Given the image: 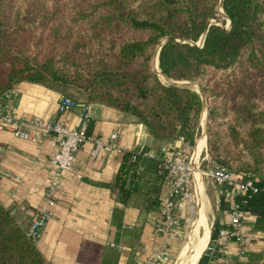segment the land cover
Returning <instances> with one entry per match:
<instances>
[{
    "label": "trees",
    "instance_id": "trees-1",
    "mask_svg": "<svg viewBox=\"0 0 264 264\" xmlns=\"http://www.w3.org/2000/svg\"><path fill=\"white\" fill-rule=\"evenodd\" d=\"M220 1L0 0V98L19 83H39L129 113L162 144L182 140L194 146L201 95L161 83L154 69L159 49L161 72L178 81H199L208 98L204 169L224 168L234 180L263 187L264 0H223L229 30L211 24L220 18ZM204 34L200 46L177 41L197 42ZM133 155L124 154L116 175L121 198L132 193L139 165L166 184L162 161L138 157L134 163ZM234 203L242 220L249 212L264 229V193L243 192ZM28 229L0 202V264H50Z\"/></svg>",
    "mask_w": 264,
    "mask_h": 264
},
{
    "label": "crops",
    "instance_id": "crops-1",
    "mask_svg": "<svg viewBox=\"0 0 264 264\" xmlns=\"http://www.w3.org/2000/svg\"><path fill=\"white\" fill-rule=\"evenodd\" d=\"M13 90L8 101L0 105L12 106L20 121L57 117L60 93L33 82L19 83ZM90 112L89 134L106 138L118 132L117 144L126 153L142 148L158 160L163 158L162 145L176 149L185 145L182 140L162 144L137 118L115 107L97 102L90 104ZM64 123L67 127H77L80 120L75 113H70L64 117ZM57 149L52 136L31 142L18 138L10 130L0 129V169L3 171L0 202L19 221L30 223L40 208L55 178L57 169L51 159ZM92 149V143L81 147L73 169L66 173L55 193L53 218L37 243L43 257L50 264H146L152 251L165 246L174 257L182 239L183 223L178 229V239L155 232L166 184H159L156 173L139 165L134 189L128 197L122 195L123 199L115 187V179L125 153H100L93 157ZM200 155L204 156V150ZM204 180L202 177L203 187ZM227 186L220 185L216 191L210 237L196 264L207 250L202 264H264V229L257 226L256 218L249 212L243 214L242 239L231 240L216 251L208 249L216 244L211 240L215 222H219L220 230L231 224V209L239 194ZM221 197H224V207H221Z\"/></svg>",
    "mask_w": 264,
    "mask_h": 264
},
{
    "label": "built area",
    "instance_id": "built-area-1",
    "mask_svg": "<svg viewBox=\"0 0 264 264\" xmlns=\"http://www.w3.org/2000/svg\"><path fill=\"white\" fill-rule=\"evenodd\" d=\"M13 92L14 90L4 94L0 98V103L8 101ZM70 113H75L79 118L80 123L77 127H67L65 125L64 117ZM90 122V104L75 100L64 94H60L58 97L57 117L50 120L20 121L12 106L4 108L0 105V129L10 130L18 138L31 142L38 141L41 137L52 136L58 145V149L51 159L57 169L55 178L40 208L32 215L29 223L27 235L37 243L53 218V207L56 204L55 193L60 188L66 173L73 169L76 156L81 147L86 143H92L93 157L98 156L100 153L106 155L126 153L117 144L118 132H113L106 138L93 137L89 134ZM190 149L191 147L186 144L180 149L166 145L160 147L163 158L158 160L163 162L167 175L166 191L162 198L159 220L155 224V232L169 238H179L178 229L185 219L186 209L195 200L196 171H199L201 176L211 178L219 185H231L238 194L243 192L264 193V186L258 187L252 180H234L227 169L200 170L199 157L195 158L194 153L189 155ZM132 152L134 154L132 162L134 163L138 161V157H155V155H151L142 148ZM6 173L12 175V172ZM0 174H3L1 169ZM241 224L242 212L240 206L234 204L231 209V224L219 231L215 240L216 244L209 246L208 249L216 251V249L218 250L219 247L226 245L231 240L242 239ZM171 260L172 254L166 250L165 246L152 251L146 259V264H169Z\"/></svg>",
    "mask_w": 264,
    "mask_h": 264
},
{
    "label": "rangeland",
    "instance_id": "rangeland-1",
    "mask_svg": "<svg viewBox=\"0 0 264 264\" xmlns=\"http://www.w3.org/2000/svg\"><path fill=\"white\" fill-rule=\"evenodd\" d=\"M220 3H221V1H220ZM220 3L218 5V9H217V11H218L217 16H219L220 18L219 19H216V18L213 19L211 21V24L220 25L224 29L229 30L231 28L232 23H231V20L226 15V13L224 12L223 6L221 7ZM205 36H206V34H204L199 39V41H197V42L182 41V40H177V41H179V42H190L191 44L194 43V44L200 46V45H203L202 43L205 40ZM157 54H159V49L157 50V53H156V58H155V61H154V69L156 70L161 83H163L164 85H170V84L175 85L172 82H170V80H167V79H165L164 77L161 76V74H163V73L161 72L160 67H159V55H157ZM170 79L175 81L177 83L176 84L177 86L192 89L194 91H197L201 95L202 106H201V109H200V113L198 115H195L194 119H193V127H194V129H195V126H196V131H195V136H194V138H195L194 146H190L188 144H186V145L191 147L189 155H192L193 153L195 154L194 150H195L196 144L198 143V141H201L202 137L206 134L205 135L206 136V147L204 148V156H201V155L198 156L199 157L198 159H199V164H200V170H205L204 167H203L204 166L203 164L209 157V153H208V148H209L208 147V128L205 131L206 124L205 125L202 124V119H203L205 110H206V113H208V110H209V108H208V110L205 109L207 104H208V107H209L208 98L203 93V91L201 89V83L199 81L189 82V81H178V80H174L172 78H170ZM203 96H205L206 99ZM206 122H208V127H209V115H207V117H206ZM205 171H207V170H205ZM202 177L205 179L204 180V182H205V185H204V192H205L204 205H205V207L207 209V218H208V224H209V223H212L211 220H210L211 219V214H212V211H213L212 206H215L216 199H217L216 191L218 190V187L220 185H213V183L210 180L206 179L208 177L203 176V175L201 176V178ZM195 179H196V176H195ZM208 179H211V178H208ZM196 185H197V182H196ZM194 196H195V200H193L188 205V207L186 209L185 219L183 220V224H182V226H183L182 239H181V241L179 243V246L177 247L178 250L175 252V256L172 257V260H171V262L169 264H174L175 263V261L177 260L180 252L182 251L183 247L186 245V242L188 240V236H189V234L191 232V222L193 220H195L196 217H197V212H198V204H197L198 203V194H197V188L196 187H195ZM26 224L29 226V223H26ZM209 228L211 229L210 224H209ZM207 243H206V245H207ZM206 245H205V248H206Z\"/></svg>",
    "mask_w": 264,
    "mask_h": 264
},
{
    "label": "bare ground",
    "instance_id": "bare-ground-1",
    "mask_svg": "<svg viewBox=\"0 0 264 264\" xmlns=\"http://www.w3.org/2000/svg\"><path fill=\"white\" fill-rule=\"evenodd\" d=\"M206 109V108H205ZM207 113L205 110L202 124H206ZM206 147V136L198 141L195 147V158H198L202 150ZM198 194V212L195 220L191 222V232L188 236L186 245L180 252L174 264H196L202 255L205 245L210 237V228L207 218V210L204 205V187L201 181L200 172H195Z\"/></svg>",
    "mask_w": 264,
    "mask_h": 264
},
{
    "label": "water",
    "instance_id": "water-1",
    "mask_svg": "<svg viewBox=\"0 0 264 264\" xmlns=\"http://www.w3.org/2000/svg\"><path fill=\"white\" fill-rule=\"evenodd\" d=\"M220 5H221V7L223 6V0H221V3H220ZM169 39H167L166 41H164V43L165 42H167ZM203 44V43H202ZM158 55V54H157ZM161 76L162 77H164L165 79H167V80H170V82H172L173 84H177L175 81H173V80H171L170 78H168L167 76H165V75H163V74H161ZM205 99H206V97L205 96H203ZM208 104L206 105V109L208 110ZM207 115H208V113H207ZM206 129H205V131L207 130V128H208V122H206V127H205Z\"/></svg>",
    "mask_w": 264,
    "mask_h": 264
}]
</instances>
